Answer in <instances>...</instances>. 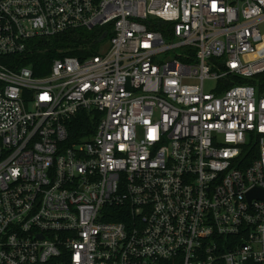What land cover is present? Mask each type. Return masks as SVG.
<instances>
[{
  "label": "built area",
  "instance_id": "built-area-1",
  "mask_svg": "<svg viewBox=\"0 0 264 264\" xmlns=\"http://www.w3.org/2000/svg\"><path fill=\"white\" fill-rule=\"evenodd\" d=\"M262 30L264 0H0V264H264Z\"/></svg>",
  "mask_w": 264,
  "mask_h": 264
},
{
  "label": "trees",
  "instance_id": "trees-1",
  "mask_svg": "<svg viewBox=\"0 0 264 264\" xmlns=\"http://www.w3.org/2000/svg\"><path fill=\"white\" fill-rule=\"evenodd\" d=\"M110 28V25L91 30L80 28L49 39H36L30 43L31 52L25 55V59L16 61H19V66L30 67L35 77H44L56 59L75 57L84 60L96 55L100 44L112 36ZM94 125L85 112H79L67 123L69 143L90 137Z\"/></svg>",
  "mask_w": 264,
  "mask_h": 264
},
{
  "label": "rangeland",
  "instance_id": "rangeland-1",
  "mask_svg": "<svg viewBox=\"0 0 264 264\" xmlns=\"http://www.w3.org/2000/svg\"><path fill=\"white\" fill-rule=\"evenodd\" d=\"M262 32V38H263V42L257 47L256 49V57L264 54V30L261 31ZM102 43H106V41H103ZM99 51V50H98ZM255 57V58H256ZM214 83L213 82H206L205 83V89L209 90L211 87H213Z\"/></svg>",
  "mask_w": 264,
  "mask_h": 264
},
{
  "label": "water",
  "instance_id": "water-1",
  "mask_svg": "<svg viewBox=\"0 0 264 264\" xmlns=\"http://www.w3.org/2000/svg\"><path fill=\"white\" fill-rule=\"evenodd\" d=\"M249 196H250V198L257 197V198H260V199H264V193L262 191H259V190H252L249 193Z\"/></svg>",
  "mask_w": 264,
  "mask_h": 264
}]
</instances>
